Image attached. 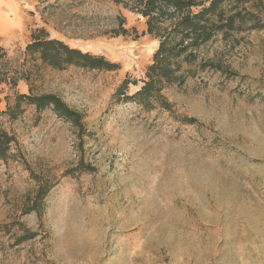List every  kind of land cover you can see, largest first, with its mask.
<instances>
[{"label": "rangeland", "instance_id": "374dc122", "mask_svg": "<svg viewBox=\"0 0 264 264\" xmlns=\"http://www.w3.org/2000/svg\"><path fill=\"white\" fill-rule=\"evenodd\" d=\"M136 2L0 0V109L56 93L85 127L29 105L3 120L17 143L0 162V264H264V27L216 35L164 89L171 110H146L114 96L126 78L134 94L159 45ZM40 28L120 68L45 65L26 55ZM14 72L28 80L13 90ZM37 177L52 188L26 212Z\"/></svg>", "mask_w": 264, "mask_h": 264}, {"label": "trees", "instance_id": "16d2710c", "mask_svg": "<svg viewBox=\"0 0 264 264\" xmlns=\"http://www.w3.org/2000/svg\"><path fill=\"white\" fill-rule=\"evenodd\" d=\"M263 10L264 0H137L136 11L147 18V33L158 38L159 45L134 94L127 95V89L131 83L138 82L126 78L114 96L133 100L146 110L156 105L171 110L164 89L172 84H183L188 76L194 75L193 66L199 60L200 47L218 34L226 37L244 26L249 29L264 27L260 19ZM119 32L128 33L123 23ZM26 55L55 69H65L72 65L88 70L115 71L120 68L118 63L108 60L104 55L83 51L59 38H50L42 28L33 31L32 40L26 46ZM5 57L7 53L0 47V59ZM186 65L188 67L185 68ZM200 66L222 69V65L213 60H203ZM19 74L8 73L1 82L7 83L14 90L19 80H28L27 75ZM5 99L6 108L0 110V162L8 161L13 145L17 143L16 133L10 126L6 127L3 120L14 122L24 113L26 105L33 106L38 114L52 110L59 118L71 122L80 132L84 131V114L56 93H34L30 88L28 93L16 91ZM36 180L38 187L34 197L28 199L31 205L26 208V212H39L45 196L52 188L49 181Z\"/></svg>", "mask_w": 264, "mask_h": 264}, {"label": "crops", "instance_id": "0c3cea01", "mask_svg": "<svg viewBox=\"0 0 264 264\" xmlns=\"http://www.w3.org/2000/svg\"><path fill=\"white\" fill-rule=\"evenodd\" d=\"M1 101H2V100H1ZM1 101H0V102H1ZM4 109H5V108H4ZM4 109H0V110H4Z\"/></svg>", "mask_w": 264, "mask_h": 264}]
</instances>
